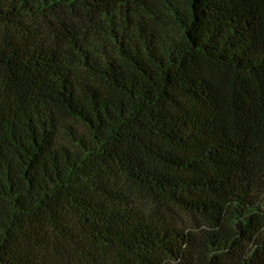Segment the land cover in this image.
<instances>
[{
  "label": "trees",
  "instance_id": "obj_1",
  "mask_svg": "<svg viewBox=\"0 0 264 264\" xmlns=\"http://www.w3.org/2000/svg\"><path fill=\"white\" fill-rule=\"evenodd\" d=\"M0 264H264V0H0Z\"/></svg>",
  "mask_w": 264,
  "mask_h": 264
}]
</instances>
